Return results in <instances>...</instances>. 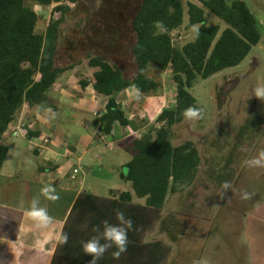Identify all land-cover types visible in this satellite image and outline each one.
I'll return each instance as SVG.
<instances>
[{
  "label": "trees",
  "instance_id": "trees-1",
  "mask_svg": "<svg viewBox=\"0 0 264 264\" xmlns=\"http://www.w3.org/2000/svg\"><path fill=\"white\" fill-rule=\"evenodd\" d=\"M78 2L0 0V138L24 105L34 108L46 103L51 87L64 72L73 68L56 67L55 56L60 27L72 11V5ZM33 5L44 8L54 5L44 32H38L40 16ZM206 12L217 17L225 27L210 22ZM157 20L163 21L167 28L160 35H154L153 22ZM194 25L198 26L199 35L193 32L190 41L176 47L171 34L192 30ZM132 31L135 42L131 51L137 64V74L132 79L126 78L122 69L105 57H88V67L95 69V92L109 97L104 114L95 118L93 125L105 136H113L116 124L133 131L141 128L135 119L127 116L116 95L124 90H139L137 93L141 96L157 93L162 84L147 76L151 66L171 72L176 88L175 103L157 116L159 128L132 141L133 157L124 166L126 172L121 173V179L131 184L133 192H122L118 197L81 192L62 235L66 233L68 240L89 239L95 235L93 226L102 220L117 223L115 210L121 209L136 228L128 233V247L142 244L148 250L141 264H149L148 256L151 264H164L172 253V245L163 241L145 244V234L160 220L168 195L189 187L201 164L200 153L192 141L180 146L172 144L173 127L185 120V109H198L191 92L194 85L239 66L259 44L262 34L257 18L243 0H142L132 21ZM88 84L86 80L81 81L83 89ZM8 152L7 146L0 145V171ZM134 197L145 199V203L134 202ZM263 212L264 206L254 216ZM130 262L127 258V264Z\"/></svg>",
  "mask_w": 264,
  "mask_h": 264
},
{
  "label": "rangeland",
  "instance_id": "rangeland-1",
  "mask_svg": "<svg viewBox=\"0 0 264 264\" xmlns=\"http://www.w3.org/2000/svg\"><path fill=\"white\" fill-rule=\"evenodd\" d=\"M243 1L259 22L261 41L239 66L209 80L198 81L191 92L197 100L201 118L185 119L172 130V144L180 146L192 141L200 153L201 164L189 187L168 195L160 220L144 237L149 241H175L171 264H194L202 257L210 264H239L229 243L249 240L244 233L246 214L264 206V168L249 167L246 163L264 152V100L253 93L255 87L264 86V0ZM141 2L79 0L72 5V11L60 27L55 65L78 66L87 74L88 57L103 56L120 67L126 78L135 77L137 64L131 51L135 42L132 21ZM33 8L40 16L38 32H44L53 7L33 5ZM206 15L210 22L225 27L213 14L206 12ZM192 33V30L174 32V45L180 47L190 41ZM147 76L162 84L157 93L140 100V109L148 114L142 117L138 107L130 106L133 102L125 105L127 115L140 124L142 134L160 127L155 116L174 105L176 94L169 70L161 71L151 66ZM15 142L17 147L10 150L5 172L12 170L13 164L22 158L28 161L25 169H37L38 160L29 151L27 141L19 136ZM113 145L118 149L121 146L119 142H113ZM22 151L23 155L20 154ZM93 155L81 161L84 167L88 164L87 172L92 171L85 179V189L92 188L101 197L115 194L123 183L120 174L126 172L122 164L129 162L133 154L121 150L118 155L106 149L99 158ZM74 173L77 179L71 182L80 184L82 176L76 169ZM225 182L232 185L231 190L224 191ZM128 189L131 190L130 186ZM244 192L250 193L251 198L242 199ZM242 256L244 259V254Z\"/></svg>",
  "mask_w": 264,
  "mask_h": 264
},
{
  "label": "crops",
  "instance_id": "crops-1",
  "mask_svg": "<svg viewBox=\"0 0 264 264\" xmlns=\"http://www.w3.org/2000/svg\"><path fill=\"white\" fill-rule=\"evenodd\" d=\"M72 67L51 87L46 103L34 108L24 105L16 120L0 138V145L9 148L0 171V264H88L91 257L82 251V242L88 239L60 243L72 207L79 194L86 190L85 179L92 171H86L88 164L83 166L84 173H80L83 181L80 184L72 183L71 175L78 165H82L83 158H90L89 155H93L92 153L98 154L93 155L96 158H99L100 153L106 149L118 155L121 150L132 153L130 146L133 139L142 134L141 128L133 131L116 124L113 136L103 135L93 125V121L104 114L109 97L95 92L93 88L95 69L89 68L87 70L89 73L86 74L78 66ZM83 80L89 82L84 89L81 87ZM142 97L135 90H124L116 95L124 111L126 103L133 102L130 106L138 107L139 114L145 117L148 113L140 109ZM161 111L156 114L155 119ZM128 117L134 119L133 116ZM19 136L27 141L29 151L38 160V167L30 169L29 172L25 169L28 161L22 158L13 164L12 170L5 172L10 150L17 147L15 139ZM113 142L120 143L119 149ZM20 154L23 155V151ZM127 163L121 164L125 166ZM16 168L18 169L15 170ZM100 169L103 170L101 164ZM122 182L121 188L116 189V193L108 197H118L120 193L126 191L133 192L129 182L123 180ZM49 184L55 187L59 195L55 202L41 195V188ZM129 186L131 190L128 189ZM89 191L95 194L92 188ZM34 197H39L40 206L46 207L53 218L46 228L37 227L25 216V209L29 207ZM133 201L145 203V199L136 197ZM257 210L246 214L244 233L249 236V240L229 243L239 264H264V212L255 217ZM156 241L158 240H144V243ZM174 242L170 240L169 244L174 247ZM128 248L132 250L126 251L118 260L111 256L115 248L110 249L98 264H127V258L132 264L134 262L141 264V261L147 258L148 250L142 244H133ZM172 255L173 250L164 264H171ZM148 262L152 263L150 256Z\"/></svg>",
  "mask_w": 264,
  "mask_h": 264
},
{
  "label": "clouds",
  "instance_id": "clouds-1",
  "mask_svg": "<svg viewBox=\"0 0 264 264\" xmlns=\"http://www.w3.org/2000/svg\"><path fill=\"white\" fill-rule=\"evenodd\" d=\"M153 26L156 29L154 35H160L167 31L163 21H154ZM192 31L196 33L197 36L199 35L198 26L194 25ZM138 91L139 90H137V92ZM253 93L258 99L264 100V86L255 87ZM201 115L200 110L195 107H188L183 112V116L186 120H196L201 118ZM246 163L249 167L264 168V152L259 153L258 156L246 161ZM223 188L224 191L231 190L232 185L229 182H225ZM40 192L46 199L53 202L59 199L55 187L50 184L43 186ZM241 198L245 200L250 199L251 194L244 192ZM25 216L39 228H46L53 219L49 215L47 208L40 206L39 197H34L30 201L29 207L25 209ZM115 220L117 221L115 224L105 219L102 220L99 225H94L92 231L95 235L91 236L87 241L82 242L83 253L91 257L88 264H98V261H100L110 249L115 248V251L111 252V256L116 260L120 259L121 255L127 251L129 244L128 233L136 230L134 222L121 209L115 210ZM67 242L68 235L65 233L60 237V243L66 244ZM194 264H210V261L202 257L194 261Z\"/></svg>",
  "mask_w": 264,
  "mask_h": 264
},
{
  "label": "built area",
  "instance_id": "built-area-1",
  "mask_svg": "<svg viewBox=\"0 0 264 264\" xmlns=\"http://www.w3.org/2000/svg\"><path fill=\"white\" fill-rule=\"evenodd\" d=\"M75 169L79 173H81V172L84 173V167L82 165H78ZM71 178L76 179L77 178L76 174L74 173L73 175H71Z\"/></svg>",
  "mask_w": 264,
  "mask_h": 264
},
{
  "label": "water",
  "instance_id": "water-1",
  "mask_svg": "<svg viewBox=\"0 0 264 264\" xmlns=\"http://www.w3.org/2000/svg\"><path fill=\"white\" fill-rule=\"evenodd\" d=\"M90 192V191H89Z\"/></svg>",
  "mask_w": 264,
  "mask_h": 264
}]
</instances>
